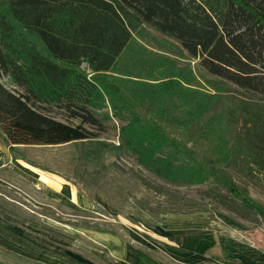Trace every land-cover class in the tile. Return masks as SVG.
Returning <instances> with one entry per match:
<instances>
[{
  "label": "rangeland",
  "instance_id": "rangeland-1",
  "mask_svg": "<svg viewBox=\"0 0 264 264\" xmlns=\"http://www.w3.org/2000/svg\"><path fill=\"white\" fill-rule=\"evenodd\" d=\"M9 1L0 0V9ZM81 69L99 84L91 110L101 125H85L92 138L55 146L12 145L0 128V139L9 146L3 150L0 142V236L5 240L0 264H28L12 245L18 240L36 251L42 241L62 244L81 252L90 264H105L104 251L84 237L90 230L110 231L126 240L138 251H128L135 256L132 264L142 256L156 264H183L184 246L176 238L198 237V232L226 235L229 221L264 247V163L245 160L238 138L241 123L234 115L244 102L264 112L263 95L209 74L178 40L147 24L138 26L110 71L94 73L86 63ZM0 81L18 90L11 79ZM51 115L81 123L58 110ZM154 127L244 192L260 212L246 208L215 175L191 185L154 173L149 156L157 152ZM129 131L140 138L138 152L128 147ZM160 149L162 154L173 150ZM138 154L146 156L145 166ZM35 174L62 193L51 195ZM46 250L53 252L50 246Z\"/></svg>",
  "mask_w": 264,
  "mask_h": 264
},
{
  "label": "trees",
  "instance_id": "trees-1",
  "mask_svg": "<svg viewBox=\"0 0 264 264\" xmlns=\"http://www.w3.org/2000/svg\"><path fill=\"white\" fill-rule=\"evenodd\" d=\"M140 24L178 40L209 74L264 96V0H11L0 9V79L18 89L0 81V128L9 143L55 146L92 138L85 125H101L91 110L99 84L81 66L110 71ZM53 110L81 123L59 120ZM234 113L245 160L264 163V112L244 102ZM161 130L153 128L154 173L191 185L215 175L246 208L260 212ZM129 132L128 147L138 152L140 138ZM161 145L173 150L162 154ZM138 155L145 166L146 156Z\"/></svg>",
  "mask_w": 264,
  "mask_h": 264
},
{
  "label": "crops",
  "instance_id": "crops-1",
  "mask_svg": "<svg viewBox=\"0 0 264 264\" xmlns=\"http://www.w3.org/2000/svg\"><path fill=\"white\" fill-rule=\"evenodd\" d=\"M0 142L3 150L8 151V143L1 139ZM37 178L38 185L44 189H48L51 195L55 196V194L62 193V191L52 190L43 184L39 180L38 174ZM39 221H35L34 223H40ZM229 222L228 227L230 231L226 235L221 233L201 235V232H198V237L176 238L175 243L183 244L184 246L183 264H207L209 261H213L214 264H264V247L252 241L253 239L251 240L243 235L239 225L232 224L233 222L231 221ZM42 223L47 224L46 221ZM49 225L57 227L53 224ZM84 237L87 242L104 251V254L108 257L104 262L105 264H132L130 260H133L135 256L132 252L128 254V251H131L130 248L135 249L128 246L126 240L119 235L110 231L90 230L89 234H84ZM0 239V243L5 244V240L1 236ZM175 243L173 244L175 245ZM12 245L18 249V251H15L11 248L12 252L26 256L28 264H90L88 259L80 255L81 252L68 251L67 247L62 244H48L42 241L37 245L39 251L35 250L36 246L23 244L20 240L13 242ZM48 246L53 249L54 253L47 252L46 248ZM56 247H59L61 250H57ZM73 248L81 249L79 246H74ZM135 251L138 252L137 250ZM137 264L156 263H152V261L142 256L139 257Z\"/></svg>",
  "mask_w": 264,
  "mask_h": 264
}]
</instances>
